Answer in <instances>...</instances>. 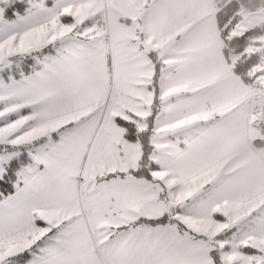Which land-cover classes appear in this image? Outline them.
<instances>
[{
  "label": "snow or ice",
  "instance_id": "1",
  "mask_svg": "<svg viewBox=\"0 0 264 264\" xmlns=\"http://www.w3.org/2000/svg\"><path fill=\"white\" fill-rule=\"evenodd\" d=\"M0 264H264V0H0Z\"/></svg>",
  "mask_w": 264,
  "mask_h": 264
}]
</instances>
